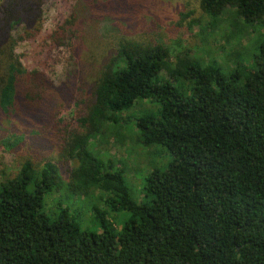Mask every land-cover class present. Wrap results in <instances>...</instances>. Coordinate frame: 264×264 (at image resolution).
<instances>
[{"label":"trees","instance_id":"16d2710c","mask_svg":"<svg viewBox=\"0 0 264 264\" xmlns=\"http://www.w3.org/2000/svg\"><path fill=\"white\" fill-rule=\"evenodd\" d=\"M44 1L0 0V149L19 164L0 178V264H264V39L249 66L243 47L226 74L191 48L168 46L173 29L153 10L158 0H72L51 35L72 60L57 84L27 69L15 49L17 35L41 30ZM198 3L216 18L235 12L239 43L246 29L264 25V0ZM139 100L160 105L137 119L139 139L172 155L147 174L142 203L124 171L90 149ZM51 161L71 193L99 195L131 217L119 227L93 209L94 232L68 208L51 219L45 196L61 180Z\"/></svg>","mask_w":264,"mask_h":264},{"label":"rangeland","instance_id":"374dc122","mask_svg":"<svg viewBox=\"0 0 264 264\" xmlns=\"http://www.w3.org/2000/svg\"><path fill=\"white\" fill-rule=\"evenodd\" d=\"M72 0H45L43 5V19L41 30L35 37L30 32L17 35L15 49L23 65L30 70H41L48 74L57 84L65 80L66 73L71 65L69 47L59 45L51 35L60 23L69 16ZM157 7L153 8L160 17L164 29L170 27L173 33L167 39L168 46L175 53L191 48L194 57H204L207 61L214 62L226 74L238 68L241 61L240 50L244 47L250 56L243 57L244 64L249 66L251 56L257 52L261 41L264 39V25H256L253 29H246L243 43H239L236 35V13L229 11L220 17H213L199 7L198 0H158ZM148 5L143 8L144 15L156 20V14L148 10ZM143 17V16H142ZM151 22V21H149ZM244 45V46H243ZM160 105L156 101L139 100L131 109L126 118L119 124H112L108 133L97 136L90 143V149L105 166L111 164L113 170L121 169L129 186L131 197L139 203L147 202L146 176L154 168L167 167L172 155L166 147H147L139 139L136 121L140 117L155 115ZM68 117H73L74 108L67 112ZM44 146L46 142L42 137ZM36 137L35 147L40 144ZM47 148V147H46ZM53 162L58 169L61 167ZM75 164V161H71ZM19 171V164L15 154L0 149V178L15 175ZM60 182L51 193L45 196V211L54 219L61 208H68L83 230L98 231L99 226L93 209L105 210L111 219L122 226L130 214L125 210H113L104 204V198L93 195L90 199L74 195L70 192L68 179L60 170ZM98 192V186L92 187ZM34 190V185L30 186ZM116 225V224H115Z\"/></svg>","mask_w":264,"mask_h":264}]
</instances>
